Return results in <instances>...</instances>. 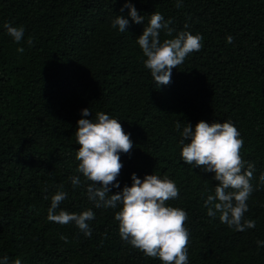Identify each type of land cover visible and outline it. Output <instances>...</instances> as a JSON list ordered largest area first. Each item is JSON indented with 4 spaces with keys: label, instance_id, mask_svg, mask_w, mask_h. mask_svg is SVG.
<instances>
[{
    "label": "trees",
    "instance_id": "16d2710c",
    "mask_svg": "<svg viewBox=\"0 0 264 264\" xmlns=\"http://www.w3.org/2000/svg\"><path fill=\"white\" fill-rule=\"evenodd\" d=\"M129 2L144 21L120 11L125 0H0V259L163 264L121 239L114 219L120 205L96 208L87 198L91 182L76 171L77 121L104 112L133 142L130 153L120 154V188L110 195L131 186L133 173L167 177L179 196L166 205L188 215V264H264V246L257 245L264 241V0H182L180 8L177 0ZM153 12L176 30L172 37L162 31L161 41L182 30L203 37L202 49L172 70L168 85L155 84L137 44ZM121 15L129 21L125 32L112 27ZM5 23L24 27L21 43ZM84 108L92 115L82 117ZM201 120L230 121L244 141L241 157L255 167L244 218L254 228L235 231L219 214L207 215L204 201L218 182L180 156L184 123ZM72 176L81 186L73 188ZM57 191L67 193L58 211L94 212L90 237L74 223L47 219Z\"/></svg>",
    "mask_w": 264,
    "mask_h": 264
},
{
    "label": "clouds",
    "instance_id": "9594fccd",
    "mask_svg": "<svg viewBox=\"0 0 264 264\" xmlns=\"http://www.w3.org/2000/svg\"><path fill=\"white\" fill-rule=\"evenodd\" d=\"M176 7H182V0H177ZM124 8L128 9V16L133 22L144 21V16L138 14L129 0H125L120 11L123 12ZM128 24L129 21L122 15L112 21V27L120 32H125ZM171 24V20L165 21L160 13L153 12L137 38V44L146 57L143 65L150 70L157 86L171 83L172 70L181 65L190 53L199 52L203 47L200 34L183 30L176 32L174 38L161 41L162 31L166 37H172L176 31L170 27ZM3 27L14 42L21 43L25 35L23 26L14 27L5 23ZM233 39L232 36L226 38L228 43H232ZM26 43L32 46L33 38L29 37ZM17 51L23 53L25 49L19 47ZM90 115L89 108L81 110L82 117ZM180 127L178 121L176 129L179 131ZM75 135L80 146L76 151V160L79 161L76 171L91 182L86 187L87 198L96 208L115 209L120 205L114 219L118 222L121 239L144 255L158 258L163 264H188L189 232L184 226L188 219L187 212L166 205V201L179 196L174 181L155 174L140 179L133 173L131 186L125 185L110 195L111 188H120L117 181L123 167L120 154H128L132 150L130 134L124 131L119 120L110 118L104 112H97L95 121L85 118L77 121ZM181 136L180 156L184 164L213 173V179L218 182L213 194H209L204 201L207 215L215 218L219 214L220 222L235 231L254 228L255 221L245 219L244 214L249 210L247 201L253 192L251 180L255 167L241 157L244 141L237 128L230 121L209 124L201 120L195 126L184 123ZM70 180L73 188L81 186L79 176H72ZM259 180L264 183V173ZM66 197L65 191L52 195L47 219L61 225L74 223L85 236L90 237L88 222L94 219V212L90 209L79 214L58 211V206ZM61 239L66 238L62 236ZM257 245L264 246V241H257ZM0 264H9V258L3 257ZM12 264H21V260L15 259Z\"/></svg>",
    "mask_w": 264,
    "mask_h": 264
}]
</instances>
